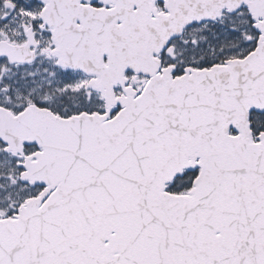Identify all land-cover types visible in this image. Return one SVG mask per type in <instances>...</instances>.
Wrapping results in <instances>:
<instances>
[{"label": "snow or ice", "instance_id": "1", "mask_svg": "<svg viewBox=\"0 0 264 264\" xmlns=\"http://www.w3.org/2000/svg\"><path fill=\"white\" fill-rule=\"evenodd\" d=\"M0 264H264V0H0Z\"/></svg>", "mask_w": 264, "mask_h": 264}]
</instances>
